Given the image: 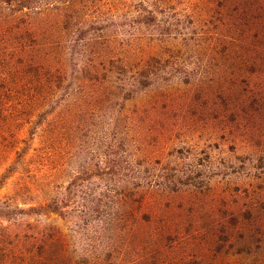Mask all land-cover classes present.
<instances>
[{"label": "rangeland", "instance_id": "obj_1", "mask_svg": "<svg viewBox=\"0 0 264 264\" xmlns=\"http://www.w3.org/2000/svg\"><path fill=\"white\" fill-rule=\"evenodd\" d=\"M104 238L264 264V0H0V264H111Z\"/></svg>", "mask_w": 264, "mask_h": 264}, {"label": "trees", "instance_id": "obj_2", "mask_svg": "<svg viewBox=\"0 0 264 264\" xmlns=\"http://www.w3.org/2000/svg\"><path fill=\"white\" fill-rule=\"evenodd\" d=\"M28 124H30V122H27ZM122 152H125L124 149H122ZM116 156L119 158L120 155H118V153L116 154ZM126 162V161H124ZM141 173V172H140ZM251 176V175H250ZM124 179H118L117 181H114V187L115 188H120L122 186H126L130 184V180H132L134 177H128L127 175L124 176ZM151 185V184H150ZM123 187V188H124ZM122 188V190H123ZM120 196V194L118 193V197ZM56 203H59L58 201ZM116 207H114V201L112 202H107L106 204H104L102 201H100L99 205H97V207L95 209H93V213L94 216L96 215L95 218H93L94 221H98L97 226L99 227L101 224L103 225V227L106 225H109L111 227L115 226L117 223V221H114L116 219V217L118 216L120 218L119 222L122 221L123 216L121 217L120 214V210L116 209ZM127 221V219L125 218L124 222ZM115 224V225H114ZM106 241H97L96 242H92L88 244V247H90V249L88 251H90V253L97 255L98 253H100L102 251L103 254H106L109 258V262L111 264H138V260L136 259H128L127 256H125V251H121V252H115L114 253V245L116 244L115 242L113 243L112 239H107L104 238ZM106 252V253H105ZM115 256V258L113 257ZM97 259H100L99 257H96ZM114 258V259H113Z\"/></svg>", "mask_w": 264, "mask_h": 264}]
</instances>
